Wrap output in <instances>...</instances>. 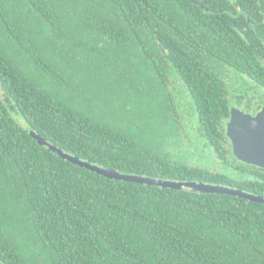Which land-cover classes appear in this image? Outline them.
Segmentation results:
<instances>
[{
    "label": "trees",
    "instance_id": "trees-1",
    "mask_svg": "<svg viewBox=\"0 0 264 264\" xmlns=\"http://www.w3.org/2000/svg\"><path fill=\"white\" fill-rule=\"evenodd\" d=\"M189 102L225 172L173 158ZM240 105L264 106V0H0V264H264L263 203L111 179L29 133L264 196V168L227 135Z\"/></svg>",
    "mask_w": 264,
    "mask_h": 264
},
{
    "label": "water",
    "instance_id": "water-1",
    "mask_svg": "<svg viewBox=\"0 0 264 264\" xmlns=\"http://www.w3.org/2000/svg\"><path fill=\"white\" fill-rule=\"evenodd\" d=\"M29 133L40 145H47L62 158L111 179H121L174 189H190L194 192L229 194L264 204L263 195L250 193L241 188L195 180L162 179L134 173H124L113 168L103 167L64 151L62 148L48 142L33 129ZM227 135L231 140L233 153L237 159L264 168V106L256 114L246 112L238 107H232L231 116L227 123Z\"/></svg>",
    "mask_w": 264,
    "mask_h": 264
},
{
    "label": "rangeland",
    "instance_id": "rangeland-1",
    "mask_svg": "<svg viewBox=\"0 0 264 264\" xmlns=\"http://www.w3.org/2000/svg\"><path fill=\"white\" fill-rule=\"evenodd\" d=\"M224 73L225 76L228 77V79L234 78V73H232L231 71H227V69H225ZM174 84L180 86L181 82L179 80H176L175 83L170 84V88H173ZM231 86H237V84H235V82H232L228 85L229 89L231 90L230 96L233 92V89L235 88L232 87L231 89ZM189 103L193 105L192 102ZM192 105L184 106L182 108L185 109L184 119L188 123L190 120V126L187 129L182 128L180 130V136L173 138L174 141H178L179 143L176 145L172 142V145H170V152L173 158L178 161H182L187 164H192L213 171L225 172V167L217 159V156L211 146L206 141H203L202 138L197 137L194 132L193 126L196 125L194 123L197 120V111L194 105ZM236 107L246 111L245 107L242 105Z\"/></svg>",
    "mask_w": 264,
    "mask_h": 264
}]
</instances>
